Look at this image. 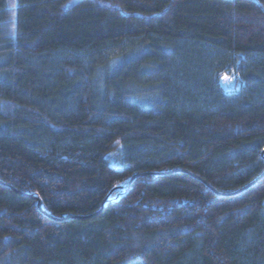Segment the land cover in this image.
Returning <instances> with one entry per match:
<instances>
[{
    "label": "trees",
    "instance_id": "trees-1",
    "mask_svg": "<svg viewBox=\"0 0 264 264\" xmlns=\"http://www.w3.org/2000/svg\"><path fill=\"white\" fill-rule=\"evenodd\" d=\"M263 150L264 0H0V264H264Z\"/></svg>",
    "mask_w": 264,
    "mask_h": 264
},
{
    "label": "water",
    "instance_id": "water-1",
    "mask_svg": "<svg viewBox=\"0 0 264 264\" xmlns=\"http://www.w3.org/2000/svg\"><path fill=\"white\" fill-rule=\"evenodd\" d=\"M261 153H262V156H263V159H264V150H263ZM263 176H264V171L260 174L259 177L256 178V180L260 179V178L263 177ZM131 180H132V179H130L129 181H131ZM256 180H254L253 182H250V183L247 184L244 188H242V189L236 191L235 193H237V192H239V191H241V190H243V189H246L247 186L253 184L254 182H256ZM235 193H233V194H235ZM36 206H37V208H39V210L42 212L43 215L48 216V217L51 218V216H50L47 212H45L44 210H42V208H40V201H39L38 198H37ZM98 212H99V211H98ZM98 212H95V213H93V214H90L89 216H91V215H95V214H97ZM89 216H88V217H89ZM66 219H67V218H64V220H66ZM62 220H63V219H62Z\"/></svg>",
    "mask_w": 264,
    "mask_h": 264
},
{
    "label": "rangeland",
    "instance_id": "rangeland-1",
    "mask_svg": "<svg viewBox=\"0 0 264 264\" xmlns=\"http://www.w3.org/2000/svg\"><path fill=\"white\" fill-rule=\"evenodd\" d=\"M234 79H236V77L235 76H230V78H228V81H230V80H234ZM227 81H224V83H226Z\"/></svg>",
    "mask_w": 264,
    "mask_h": 264
}]
</instances>
